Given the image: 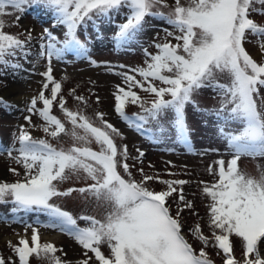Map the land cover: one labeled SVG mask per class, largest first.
<instances>
[{
  "label": "snow or ice",
  "instance_id": "6c2138e0",
  "mask_svg": "<svg viewBox=\"0 0 264 264\" xmlns=\"http://www.w3.org/2000/svg\"><path fill=\"white\" fill-rule=\"evenodd\" d=\"M31 6L50 10L54 26L64 27L65 33L60 40L45 28L39 36V56L47 59L48 67L41 74L42 90L29 101V115L25 120L31 125L32 116L38 115L43 121L40 127L47 136L70 135L73 144L57 147L46 138L34 137L21 125L11 145H0V153L6 152L24 169L22 179L0 181V204L12 205L11 215L0 216V221L25 223L19 213L46 215L43 227L66 233L85 250L84 258L75 264H214L205 250L210 242L222 251L223 264H264V170L253 176L238 165L241 156L264 157V95H261L264 58L258 62L245 47L252 42L250 37H254L264 53V23L253 18L254 14L264 15V0H187L186 3L174 0L172 5L167 0H0V65L22 67L10 59L18 52L27 58L33 40L31 32L24 39L19 34L5 32L7 24L3 17L23 13ZM158 6L169 10L160 11ZM113 15L125 16V22L117 26L113 37L117 46L134 41L149 16L163 20L175 30L163 29L164 42L154 43L155 53L144 49L146 66L115 71L116 67L125 69L126 66L107 65L108 71L122 77V85H116L113 93L114 111L129 127L142 131L150 120H158L163 113L171 111L177 141L191 151L185 107L195 104L193 96L202 88H212L222 98L221 107L216 111L218 117L226 124L240 125L225 134L232 158L215 162L218 179L211 184L200 182L202 193L211 201L208 227L212 235H206L200 223L189 229L204 245L199 251L182 233L181 214L188 210L197 215L193 201L184 192V185L190 181L161 179L159 175L146 173L143 167L137 168L141 179L136 180L131 171L135 163H128V145L118 143V139H124L123 133L105 118L104 112L95 113L99 124L85 114L79 105L87 107L88 98L77 95L75 88L70 92L78 104L75 110L69 108L62 94L63 84L53 75V59L63 60L70 52L89 58L86 44L77 36L78 30L86 28L89 22L95 27L98 21L111 20ZM0 75H3L2 69ZM220 75H226L227 82L221 83ZM134 89L154 94L155 98L148 101ZM99 100L97 95L96 103ZM129 104L139 105L141 111L128 115ZM0 105L12 107L2 97ZM54 105L64 120L54 114ZM67 123L71 129L66 127ZM93 141L99 150L91 147ZM13 152L17 155L13 156ZM137 152L138 156L133 159L142 163L145 153L140 149ZM9 171L21 176L16 168ZM208 171L214 172L211 165ZM82 174L91 183L60 189V184ZM151 181H159L166 188L151 190L147 186ZM74 192L93 198L98 206H105L104 216L100 219L86 214L76 217L51 202L53 198L68 197ZM78 219L87 226L81 227ZM36 225L25 223V233L29 228L32 230L30 237L22 236L15 244L8 241L18 261L0 254V264H29L33 255L46 259L48 264H74L62 258L66 256L62 248L52 242H41L39 219ZM233 237L241 240L243 252L239 259L234 254ZM105 244L110 249L108 255L101 248ZM58 252L62 255H57ZM89 252L94 255L89 256Z\"/></svg>",
  "mask_w": 264,
  "mask_h": 264
},
{
  "label": "rangeland",
  "instance_id": "374dc122",
  "mask_svg": "<svg viewBox=\"0 0 264 264\" xmlns=\"http://www.w3.org/2000/svg\"><path fill=\"white\" fill-rule=\"evenodd\" d=\"M186 2L187 0H182V3ZM167 3L172 5L174 0H167ZM159 10L167 12L169 9L159 7ZM9 11L12 10L9 9ZM122 11H126V9H122ZM17 17H19L18 21ZM253 18L258 23H264V15L254 14ZM3 19L7 24L4 29L5 32L19 34L20 38L24 39L25 35L30 31L33 40L30 42V51L27 58L19 52L16 57L10 58L17 61L22 67L13 69L0 65V69L3 70V75H0V97L12 106L9 109L0 105V145H11L14 140V134H18L20 126L24 125L34 137L46 138L57 147L63 146L67 148L71 146L73 140L70 135L61 134L59 138L47 136L40 127L43 121L38 115L32 116L31 125L34 126L29 125V122L25 120V116L29 115L27 111L29 101L42 90L44 77L41 74L48 67L47 59L39 56V36L47 28L56 37L63 40L65 28L54 26L52 12L43 6L26 7V11L23 13L15 12L12 15L4 16ZM124 22V15H113L111 20L98 21L95 27L89 22L86 28L82 27L79 29L77 36L86 44L89 58L70 52L66 54L63 60L53 59V75L63 84L62 94L67 98V106L69 108L75 110L78 104L70 92L71 89L75 88L77 95L88 98L87 107L83 104L79 105V107L84 109L85 114L93 117L94 122L99 124L98 119H95V113L102 111L106 114L105 118L123 133L124 139L122 141L118 139V143L128 145V163L130 165L135 163V167L131 168V171L136 180L139 181L141 179L137 168L143 167L146 173L159 175L161 179H184L190 181L189 184L184 185V192L187 199L193 201L197 215H192L188 210L181 214L184 225L182 233L193 247L199 251L204 245L194 238L189 229L196 223H200L204 233L210 237L212 235V231L208 227V205L211 201L209 197L202 193L203 184L200 182L204 181L211 184L218 179V176L215 175L218 165L215 162L220 159H224L227 162L232 158V152L225 139V134L239 128L240 125L234 122L226 124L221 117H218L216 111L221 107L222 98L212 88H202L193 96L195 104H188L185 107L191 151L183 143L177 141L176 129L173 126L174 113L171 111L163 113L158 120H150L144 126V131H137L135 128L129 127L114 111L113 93L116 90V85H122V77L116 75L113 71H108L107 65L126 66L125 69L116 67L115 71L146 66L144 49L147 48L149 52L155 53L157 50L153 46L154 43L164 42L165 33L163 29L175 30L163 20L149 16L145 18L143 30L134 41L127 45L117 46L113 37L118 31L117 26ZM250 39L252 42L246 43L245 47L254 59L261 62L262 58H264V53L260 51L255 38L250 37ZM169 40L172 43H176L171 37H169ZM92 60L97 63L92 64ZM137 78L141 79L139 76ZM218 79L221 83H224L227 82L228 77L220 75ZM156 83L158 86H162L160 82L157 81ZM13 87L17 89V95L15 96L22 98L21 103L14 101L11 95L5 94V91H9ZM134 90L148 101L155 98L154 94L143 92L140 89ZM45 94L48 95V92L46 91ZM97 95L100 97L99 103H96ZM261 95H264V89L261 90ZM165 98L170 99V96ZM39 106L41 105L38 103ZM140 111L139 105L129 104L126 107V112L130 116ZM54 114L58 115L62 120L65 119L58 106L55 105ZM66 127L71 129V124L67 123ZM221 129L224 130L223 133ZM91 147L94 150H99V146L94 141ZM137 149L145 153L142 163L135 162L133 159L138 156ZM169 149L174 150L170 151ZM15 155L17 153L13 152V156ZM210 165L214 169L212 174L208 171ZM238 165L242 170L257 176L260 170H264V157L241 156ZM10 168H16L21 173V176L14 175L9 171ZM23 172L22 165L17 164L6 152L0 153V181L14 182L17 179H22ZM169 173H174V175H169ZM89 183L91 181L84 179L82 174L80 178L73 176L68 181L60 184L59 187L64 190L69 187H84ZM147 186L155 191L166 188L159 181H151ZM51 202L58 204L62 209L71 212L76 217L86 214L94 215L100 219L106 212V207L98 206L93 198H85V195L75 192L68 197L53 198ZM11 208V204H0V216L11 215ZM175 208L176 206L173 205V214H175ZM19 215L23 217L25 223L33 224V226H37L36 220L39 219L42 243L48 242L43 239L42 235L52 236L58 233L60 237L54 244L58 248H62L63 253H66V256L62 258L72 260L74 264L75 261L84 258L83 253L85 250L74 238L58 229L42 226L43 223L47 222L46 215H38L35 212L19 213ZM25 223L0 221V254L6 259L11 257L13 261H18V257L15 256L11 247H9L8 241H12L15 244L18 243L20 237L31 236V228L25 233ZM78 224L81 227L87 226L85 221L79 219ZM233 242L234 254L239 259L243 252L241 240L233 237ZM101 248L106 255L110 254V249L106 244L102 245ZM205 250L214 261V264H223L222 251L212 247L211 242L210 246ZM218 251H220L219 255L217 254ZM57 255H62V253L58 252ZM88 255L93 256L94 254L89 252ZM29 264H48V261L33 255L30 257Z\"/></svg>",
  "mask_w": 264,
  "mask_h": 264
},
{
  "label": "bare ground",
  "instance_id": "6f19581e",
  "mask_svg": "<svg viewBox=\"0 0 264 264\" xmlns=\"http://www.w3.org/2000/svg\"><path fill=\"white\" fill-rule=\"evenodd\" d=\"M16 88L13 87V89L9 90V91H5V94H9L11 95V97L14 99V101H16L17 103H21L22 101V98H20L19 96H15L17 95V92H16ZM20 90V88H19ZM18 90V91H19ZM16 92V94H15ZM24 99V98H23ZM43 239H45L46 241L48 242H52V243H56L58 241V238L60 237L58 233H55L54 235L52 236H48V235H42ZM7 239V238H6Z\"/></svg>",
  "mask_w": 264,
  "mask_h": 264
}]
</instances>
